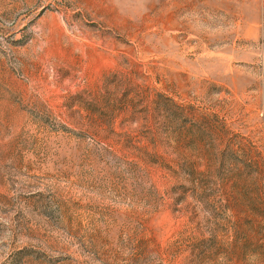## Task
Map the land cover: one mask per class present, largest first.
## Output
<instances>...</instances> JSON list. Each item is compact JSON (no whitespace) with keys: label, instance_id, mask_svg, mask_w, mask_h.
<instances>
[{"label":"rangeland","instance_id":"rangeland-1","mask_svg":"<svg viewBox=\"0 0 264 264\" xmlns=\"http://www.w3.org/2000/svg\"><path fill=\"white\" fill-rule=\"evenodd\" d=\"M0 264H264V0H0Z\"/></svg>","mask_w":264,"mask_h":264}]
</instances>
